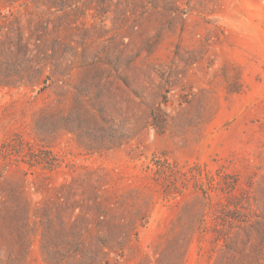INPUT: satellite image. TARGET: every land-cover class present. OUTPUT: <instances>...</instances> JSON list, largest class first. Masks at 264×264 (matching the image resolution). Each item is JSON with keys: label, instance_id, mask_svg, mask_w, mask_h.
I'll use <instances>...</instances> for the list:
<instances>
[{"label": "rangeland", "instance_id": "rangeland-1", "mask_svg": "<svg viewBox=\"0 0 264 264\" xmlns=\"http://www.w3.org/2000/svg\"><path fill=\"white\" fill-rule=\"evenodd\" d=\"M10 1L0 264H264V0ZM29 17L59 70L8 78Z\"/></svg>", "mask_w": 264, "mask_h": 264}, {"label": "trees", "instance_id": "trees-1", "mask_svg": "<svg viewBox=\"0 0 264 264\" xmlns=\"http://www.w3.org/2000/svg\"><path fill=\"white\" fill-rule=\"evenodd\" d=\"M10 2L13 1L11 0ZM28 22L30 24L36 23V25L30 29L31 35L26 39L24 38L25 34L23 28H18L19 40L16 49L18 52H22V59L17 60L14 58L16 62L13 64H11L10 61L7 62L11 73L14 72L17 74L16 77H13L15 74H11L8 78L11 77L19 80V72L21 74V69L23 68H25L27 72L25 75L26 78L30 81L42 76L47 69H49L52 74H55L54 71L59 70L60 63L58 62L59 59L56 58L60 46V44H58L60 41V29H58L59 25L57 26L58 21L51 17H29ZM50 24L52 27L49 26ZM33 38H35V43L31 44L30 40ZM31 47H33L34 50H32ZM50 66L53 67V69H51ZM23 78L24 77H21V79ZM10 85V83L6 84V86ZM69 246L71 247L70 244ZM72 248L83 256L87 264H97L96 255L90 252L92 248H86L82 243L80 245H73ZM76 262H78V260Z\"/></svg>", "mask_w": 264, "mask_h": 264}]
</instances>
